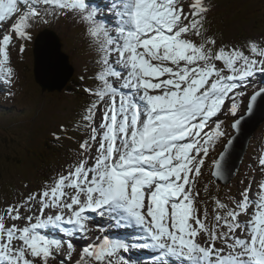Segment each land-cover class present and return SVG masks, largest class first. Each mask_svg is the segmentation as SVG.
Wrapping results in <instances>:
<instances>
[{"label":"snow or ice","instance_id":"6c2138e0","mask_svg":"<svg viewBox=\"0 0 264 264\" xmlns=\"http://www.w3.org/2000/svg\"><path fill=\"white\" fill-rule=\"evenodd\" d=\"M107 3L0 0V81L16 76L14 40L25 42L23 53L35 24L70 14L84 27L97 69L95 85L83 89L92 99L77 122L86 135L76 159L0 210V264H73L75 237H86L97 217L138 229L139 240L105 234L82 246L74 264H133L123 255L132 249L157 251L153 264H264V180L255 199L247 188L239 200L230 197L233 207L214 198L211 214L199 188L210 150L226 135L219 116L235 117L241 89L264 75V45L249 42L250 55L217 49L206 35L205 0ZM258 98L264 88L251 95L249 113ZM223 160V153L213 160L217 179L225 176ZM259 165L264 172V153ZM48 229L61 238L41 231Z\"/></svg>","mask_w":264,"mask_h":264},{"label":"rangeland","instance_id":"374dc122","mask_svg":"<svg viewBox=\"0 0 264 264\" xmlns=\"http://www.w3.org/2000/svg\"><path fill=\"white\" fill-rule=\"evenodd\" d=\"M211 1L213 0L205 1L210 7L206 16L205 28L207 29L206 35L216 39L217 49L221 46H227L229 49L236 47L242 49L246 55H250L249 42L256 41L264 45V0H216L210 5ZM93 2L98 6L100 4L102 8L108 7L100 0H93ZM187 2L191 3L192 0H187ZM253 12L257 13L256 20L252 16L249 17ZM47 19L49 23H40L36 30L32 29V34L43 35L41 38L35 36L32 41L26 42L23 53L19 52V45L25 42L14 40L10 57L16 76L10 84L0 81V210L4 209L7 204L16 203L29 193L40 190L39 186L43 181L42 174L46 171H51L49 174L51 181L57 173L64 172L69 162L76 159L79 143L86 135L82 126L77 127V122L80 119V113L92 97L80 87H74V91L75 89L78 91L77 94L71 92L69 80L62 91L55 90L48 95L42 93L40 84L35 81L32 74L35 52L32 48H40V52L45 54L51 48L55 46L59 48L61 45L62 52L68 56L69 64L73 68V79L71 80L73 82L71 83L74 85V81L81 82L82 80L84 88L92 87L96 83L92 79L97 70L94 63L96 54L90 47L84 27L77 18L70 14L67 18L61 17L59 20H53L50 17ZM107 19L110 20L111 17ZM4 31H7V26ZM35 40L40 41L41 47L34 42ZM61 56L56 51L46 55L47 60L42 65L45 80L50 82L51 79H55L56 81V76L60 81L63 79L58 75L59 70L46 67L52 62L58 64L60 70H64L67 74L66 64L63 62L64 57L61 58ZM48 74L50 75L47 77ZM259 75L253 78L246 88L241 89L245 95L237 98L240 107L236 116L230 114L219 116V120L223 122L221 130L226 135L216 141L210 150L203 169V177L199 180L200 199L207 202L206 206L210 214L214 207V198L233 207L230 197L239 200L240 193L247 188L250 189L251 198L255 199L259 190L258 185L264 180V172L260 170L259 165V157L264 153V99L258 98L256 102L259 104L258 108L255 104L251 112L253 116L247 118L249 115L247 105L251 95L257 89L264 88L262 85H256ZM240 117H243L241 124H253L257 129L239 172L229 184L221 186L211 177L213 160L221 151L227 138L235 133L230 124ZM97 119H99V114ZM62 125L65 131H61ZM53 133L60 136L56 144L53 143V141L57 142ZM51 139L53 141L49 142ZM54 147L57 148L55 154L46 157L43 151L46 149L49 151ZM7 156L10 160L6 158ZM42 158H46L49 170L39 166V162L45 163ZM205 185L208 187L207 193L203 191ZM198 207L203 209L205 205L201 203ZM8 223L11 224L12 221ZM18 223L23 224L24 222ZM48 230L41 231L48 232ZM93 231L94 235H97V230L93 229ZM137 231L139 232L138 229ZM138 234L137 239H139ZM77 250L78 253L74 254L73 263L79 258L81 249ZM141 251L146 252L148 257L143 262L140 260L141 263L138 264H149L146 261L150 262L157 253L154 250L151 253L150 249ZM130 253L137 257L141 254L136 249H132ZM132 254L123 253L135 264ZM53 264H58V261Z\"/></svg>","mask_w":264,"mask_h":264},{"label":"water","instance_id":"95a60500","mask_svg":"<svg viewBox=\"0 0 264 264\" xmlns=\"http://www.w3.org/2000/svg\"><path fill=\"white\" fill-rule=\"evenodd\" d=\"M40 37L41 36H39V38ZM33 51H35L34 52V66H33V73H34L35 81L41 85L43 90H46V89L51 90V88H46V87L52 83L45 80L37 68V61H40L43 53L40 52L41 51L40 48H35ZM55 51L58 53L59 56L62 55L64 57L63 62L66 64L67 74L65 73L64 70H62V69L60 70L59 65L54 63V62L46 65V67L47 68L53 67V69L56 71L59 70L58 75L61 78H63V80L60 83H57L56 85L59 87V89H61V87L64 86L66 84V82L70 79V77L72 76L73 70H72L71 66L69 65L68 57L66 55H64L61 51V45H59V48L57 46L51 48L50 51L45 53V54L47 55L48 53H51V52L54 53ZM62 56H61V58H62ZM55 78L57 79L56 81H60L58 76H56ZM256 105L258 108L259 104H256ZM252 116H253V113H249L247 118H251ZM241 123H240L238 129L233 128L236 131V134H234L229 139L231 141V143H229V141H228L227 145L225 146V149L222 152L224 155L223 164L225 167L224 178L217 179V178L213 177L217 182H220L222 184H226L227 182H229L237 173V171L240 167L242 158L244 156V153H245V151L249 145L250 138H251L252 134L255 132V130L257 129V127L253 126V124L249 126L246 124L243 125ZM220 155L218 156L217 159L220 158Z\"/></svg>","mask_w":264,"mask_h":264},{"label":"bare ground","instance_id":"6f19581e","mask_svg":"<svg viewBox=\"0 0 264 264\" xmlns=\"http://www.w3.org/2000/svg\"><path fill=\"white\" fill-rule=\"evenodd\" d=\"M101 2H103L105 5H108V3H107V0H100ZM99 6L102 8V6L99 4ZM106 18H108V17H106ZM38 24H40V23H37V24H35V25H38ZM34 28V27H33ZM32 28V29H33ZM31 29V31H33ZM35 30V29H34ZM35 43H38L39 44V47H41V43H40V41H37V40H35L34 41ZM47 60V58H46V54H42V56H41V59H40V61H37V68H38V70L41 72V75H42V77L44 78V76H45V71H44V69L42 68V65H43V63H45V61ZM39 66V67H38ZM50 74H48V75H46L47 77L49 76ZM63 80V79H62ZM61 80V81H62ZM61 81H55V79H51L50 80V82L52 83V84H50V85H48L46 88H51V90H48V89H46V90H43L42 89V87H41V85H40V91L42 92V93H44V94H46V95H48L49 93H51V92H53V91H55V90H57V91H62L63 90V88L67 85V83L64 85V86H62L61 87V89H59V87L56 85L57 83H60ZM258 90V89H257ZM50 96V95H49ZM34 222V221H33ZM117 229H115L114 231H116ZM44 232V231H43ZM42 232V233H43ZM130 236H133L134 234H136V231L135 230H133V229H129V230H127L126 231ZM48 233L49 234H51V235H53V236H55L56 238H61V234L59 233V232H54V231H52V230H48ZM118 234H121V233H123V231H121V230H118V232H117ZM110 238H113L112 237V235L110 234V233H108L107 234ZM139 235L140 234H138V237H139ZM65 238H67V237H65ZM137 239V238H136ZM137 240H139V239H137ZM141 250H143V249H136V251L137 252H140L141 254H143L144 253V251L142 252ZM145 251H147V250H145ZM150 251H151V253H153V250H151L150 249ZM156 255H158V252L155 254V256Z\"/></svg>","mask_w":264,"mask_h":264},{"label":"trees","instance_id":"16d2710c","mask_svg":"<svg viewBox=\"0 0 264 264\" xmlns=\"http://www.w3.org/2000/svg\"><path fill=\"white\" fill-rule=\"evenodd\" d=\"M250 16H252V18H254L255 20H256V17H257V13L256 12H253L251 15H249V17ZM35 26V25H34ZM33 26V27H34ZM75 80V79H74ZM71 82H73V81H71ZM70 82V86H71V88H70V90H71V92H73V93H75V94H77V90L75 89V91H74V87H81L82 86V84L80 83V82H78V81H74V85H73V83H71ZM84 95V94H83ZM27 138H28V136H27ZM53 140L51 139V140H49V142H52ZM53 143L54 144H56L57 142H54L53 141ZM46 145V144H45ZM47 147H48V145H46ZM57 147V146H56ZM56 147H54V148H51L49 151H48V149H46V150H44L43 152L46 154V157L48 156V155H51V154H55V152H56V150H57V148ZM8 160H10L9 159V157L7 156L6 157ZM42 159H44L45 160V163H42V162H39L41 165H44V166H46V158H42ZM36 170H37V168H36ZM42 178H43V180H45L46 179V175H45V173L44 174H42Z\"/></svg>","mask_w":264,"mask_h":264}]
</instances>
